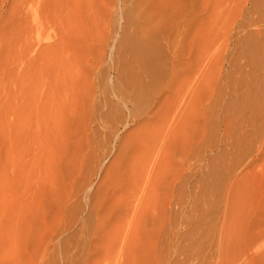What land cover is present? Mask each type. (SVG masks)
Returning <instances> with one entry per match:
<instances>
[{
	"label": "rangeland",
	"instance_id": "1",
	"mask_svg": "<svg viewBox=\"0 0 264 264\" xmlns=\"http://www.w3.org/2000/svg\"><path fill=\"white\" fill-rule=\"evenodd\" d=\"M0 264H264V0H0Z\"/></svg>",
	"mask_w": 264,
	"mask_h": 264
}]
</instances>
